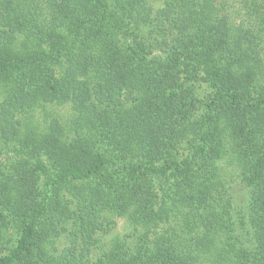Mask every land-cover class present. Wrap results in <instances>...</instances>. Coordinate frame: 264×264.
<instances>
[{
    "label": "trees",
    "instance_id": "16d2710c",
    "mask_svg": "<svg viewBox=\"0 0 264 264\" xmlns=\"http://www.w3.org/2000/svg\"><path fill=\"white\" fill-rule=\"evenodd\" d=\"M231 7L0 0V142L26 157L0 164V210L19 233L0 264H264V29ZM248 10L264 23V0ZM198 81L213 90L200 116ZM47 104L71 106L68 129L23 122ZM230 172L250 187L253 256L236 237ZM106 213L133 232L95 258Z\"/></svg>",
    "mask_w": 264,
    "mask_h": 264
},
{
    "label": "rangeland",
    "instance_id": "374dc122",
    "mask_svg": "<svg viewBox=\"0 0 264 264\" xmlns=\"http://www.w3.org/2000/svg\"><path fill=\"white\" fill-rule=\"evenodd\" d=\"M148 6L154 8L156 11L163 8L167 0H144ZM197 3L203 2V0H192ZM230 3L231 11L234 13L237 21L239 23L244 22L245 25L260 31L264 29V23H261L256 17L249 16V7L252 6L253 0H247L248 4L244 1L246 0H226ZM262 0H258L260 3ZM238 12V13H235ZM230 13V12H229ZM147 24H142L139 28V34L142 38H146L148 34ZM129 38H122L123 43H128ZM263 47V46H261ZM64 64L55 65L53 68L55 79H60L64 74ZM264 83L263 77L258 80V83ZM188 87L192 90L195 96V114L202 115L204 111V104L208 102L213 96V90L210 85L205 82H193L189 83ZM4 94L0 93V102L3 100ZM74 113L70 105H52L47 104L38 107L37 109L27 113L23 116V122L28 125H32L39 130L45 129L52 118H56L66 129H68ZM14 145H5L0 142V164L4 172L8 173L12 165L21 160V158H26L23 155H20ZM179 150H182L179 147ZM185 154V153H184ZM44 158V157H43ZM45 160V159H44ZM232 176H235L234 182L229 183V192L233 198V206L235 208V233L236 237L240 240L241 245L246 251L250 252L252 256L255 253V243L252 226L248 216V204L250 197V187L244 181L241 180L235 172H230L228 178L232 179ZM47 178L44 176L39 177V191L43 197L47 196L48 188L46 187ZM229 181V182H230ZM1 219L3 222V232L0 237V255H8L12 250L17 246L19 233L16 229V225L10 217L1 212ZM106 220L110 225V230L108 232H100L98 237V245L95 250V258L101 254L102 251L108 250L113 241L117 239H124L126 236L133 232V228L130 223L123 218H119L116 215L111 213H106ZM135 240V239H134ZM67 244V240L61 239L58 243V247L64 248Z\"/></svg>",
    "mask_w": 264,
    "mask_h": 264
}]
</instances>
